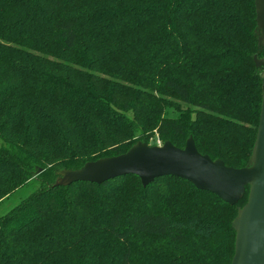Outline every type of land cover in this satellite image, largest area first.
<instances>
[{
	"label": "trees",
	"instance_id": "16d2710c",
	"mask_svg": "<svg viewBox=\"0 0 264 264\" xmlns=\"http://www.w3.org/2000/svg\"><path fill=\"white\" fill-rule=\"evenodd\" d=\"M259 36L254 0H0V203L40 186L0 217V264H231L248 187L56 183L155 137L246 167Z\"/></svg>",
	"mask_w": 264,
	"mask_h": 264
},
{
	"label": "water",
	"instance_id": "95a60500",
	"mask_svg": "<svg viewBox=\"0 0 264 264\" xmlns=\"http://www.w3.org/2000/svg\"><path fill=\"white\" fill-rule=\"evenodd\" d=\"M258 44L264 42V0H254ZM256 68H264V60L253 57ZM264 79V72L261 74ZM57 185L88 182L101 185L127 175L139 178L147 187L163 176H173L191 183L228 205H236L249 188L246 204L232 222L235 231L234 255L231 264H264V89L255 142L246 167L234 169L221 160L201 155L192 139L183 149L165 142L148 146L138 142L119 156L86 163L75 171H61Z\"/></svg>",
	"mask_w": 264,
	"mask_h": 264
},
{
	"label": "rangeland",
	"instance_id": "374dc122",
	"mask_svg": "<svg viewBox=\"0 0 264 264\" xmlns=\"http://www.w3.org/2000/svg\"><path fill=\"white\" fill-rule=\"evenodd\" d=\"M150 143L148 146H161L162 143L158 140L157 137L149 140ZM39 182L37 180L31 181L29 184L19 188L13 192L9 197L3 199L0 203V217L7 214L11 209L19 205L21 202L32 196L39 189ZM249 191V190H248ZM247 202V201H246Z\"/></svg>",
	"mask_w": 264,
	"mask_h": 264
}]
</instances>
